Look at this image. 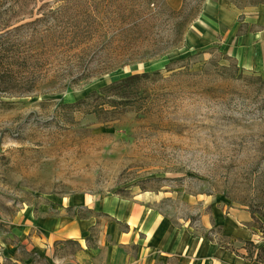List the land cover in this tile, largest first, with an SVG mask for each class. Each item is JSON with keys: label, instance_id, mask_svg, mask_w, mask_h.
Segmentation results:
<instances>
[{"label": "rangeland", "instance_id": "obj_1", "mask_svg": "<svg viewBox=\"0 0 264 264\" xmlns=\"http://www.w3.org/2000/svg\"><path fill=\"white\" fill-rule=\"evenodd\" d=\"M203 1L166 3H184L189 18L197 13L191 26ZM243 18L238 33L247 31ZM221 43L204 48L184 35L179 47L89 80L63 87L47 76L29 95H1L0 264H67L75 258L81 246L71 240L47 250L35 236L43 217L60 208L71 212L65 202L75 194L154 193L162 213L179 224L189 221L219 244L239 252L244 240L264 245L259 211L263 230L251 218L238 224L243 230L220 233L199 219L211 205L222 214L264 211V67L241 66ZM155 70L161 72L143 80L135 104L118 108L115 119L94 112L99 99L85 98L116 79ZM24 226L35 237L26 236Z\"/></svg>", "mask_w": 264, "mask_h": 264}, {"label": "trees", "instance_id": "obj_2", "mask_svg": "<svg viewBox=\"0 0 264 264\" xmlns=\"http://www.w3.org/2000/svg\"><path fill=\"white\" fill-rule=\"evenodd\" d=\"M196 15L189 18L184 3L175 9L166 0H0V96L29 95L47 76L65 87L160 56L184 43ZM160 72L126 75L85 98L99 99L94 112L104 111L115 119L118 108L135 104L143 80ZM257 211L264 216L263 210L249 209L263 230ZM213 230L222 228L212 226ZM243 242V252L216 243L264 264V245Z\"/></svg>", "mask_w": 264, "mask_h": 264}, {"label": "crops", "instance_id": "obj_3", "mask_svg": "<svg viewBox=\"0 0 264 264\" xmlns=\"http://www.w3.org/2000/svg\"><path fill=\"white\" fill-rule=\"evenodd\" d=\"M240 15L247 23V31L242 33L237 31ZM185 38L191 45L204 48L221 40L219 47L237 58L241 66L262 68L264 3L239 7L231 0H204ZM156 201V194L145 191L119 197L75 194L65 202L71 212L60 208L57 215L43 217L35 236L48 245L47 250L65 240L80 245V251L67 264H263L219 246L204 233L196 232L189 221L176 223L161 212ZM205 207L210 210L200 215L203 228L243 230L238 224L251 220L246 210L222 214L216 206ZM26 227L23 233L35 237Z\"/></svg>", "mask_w": 264, "mask_h": 264}, {"label": "bare ground", "instance_id": "obj_4", "mask_svg": "<svg viewBox=\"0 0 264 264\" xmlns=\"http://www.w3.org/2000/svg\"><path fill=\"white\" fill-rule=\"evenodd\" d=\"M166 57H168V56H166ZM166 57H165V58H166ZM141 66H142V65H141Z\"/></svg>", "mask_w": 264, "mask_h": 264}]
</instances>
